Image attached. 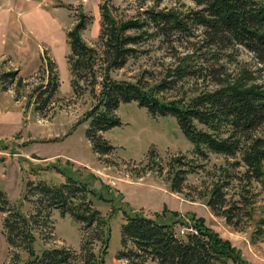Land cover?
<instances>
[{"label":"rangeland","instance_id":"rangeland-1","mask_svg":"<svg viewBox=\"0 0 264 264\" xmlns=\"http://www.w3.org/2000/svg\"><path fill=\"white\" fill-rule=\"evenodd\" d=\"M104 1L118 20L136 16L139 6L154 5L150 0L145 4L142 0H0V147H4L0 149V189L12 208L31 218L36 213V198H25L30 187L40 182L58 187L70 173L88 184L94 191L89 195L94 208L108 219L111 228L106 264H125L116 259L122 249L125 213L140 212L167 223L181 219L190 224L192 219H201L206 227L229 240L244 261L264 264V183L253 181L248 185L240 180L246 169L235 164L239 159L214 153H208L207 158L199 156L176 118L153 116L136 102L121 104L115 112L120 125L100 133L114 147L112 153L100 156L93 150L86 130L91 122L88 114L99 100L85 79L79 81L77 90L72 87L68 32L78 25L80 15L85 16L82 40L100 49ZM180 5L183 10L195 8L192 0H164L160 8ZM201 40L200 32L172 46L159 38L151 40L138 46L137 57L113 71L112 77L117 81H139L146 88L158 85L169 77L180 59L199 57L196 45ZM197 61L202 64L205 60ZM101 63L98 58L96 69ZM212 63L207 65L222 67L233 79L249 73L255 80L259 77L257 83L264 82L254 55L243 48L229 49L219 64ZM47 64H53L59 78V88L52 98L44 95L50 80ZM15 72L14 82L2 80V75ZM181 82L184 87L179 85L159 97L166 101L188 100L216 88L210 77ZM96 90L99 95L101 86ZM39 104L45 105L41 111L37 110ZM190 167L197 169L187 174L182 193L173 191L177 169ZM226 171L233 177L231 186L224 190L228 201L238 202L242 195L250 200V216L241 214L234 226L208 206L213 187L224 181ZM5 217L0 212V264L13 263L15 256L19 264L25 263L28 251L13 248L7 241ZM51 219L50 227L33 229L36 254L62 247L79 253L85 237L82 225L60 210H54Z\"/></svg>","mask_w":264,"mask_h":264},{"label":"trees","instance_id":"trees-1","mask_svg":"<svg viewBox=\"0 0 264 264\" xmlns=\"http://www.w3.org/2000/svg\"><path fill=\"white\" fill-rule=\"evenodd\" d=\"M142 1L145 4L146 0ZM150 1L154 2L152 7L139 6L137 15L128 20L116 19L104 1L107 5L101 7L100 49L90 47L82 40L85 16L80 15L78 25L68 32L72 87L77 90L79 81L85 79L99 100L88 114L91 122L86 130L93 150L100 156L112 153L114 147L100 133L120 125L115 112L121 104L136 102L153 116L176 118L199 156L207 158L208 153H214L239 159L235 164L246 169L240 180L248 185L253 181L264 183V82L257 83L259 77L255 80L249 73L233 79L221 70L222 67L207 65L209 61L219 64L229 49L243 48L254 55L260 65V80L264 78V0H192L195 8L186 10L182 5L160 8L164 0ZM199 32L202 40L196 45V51L204 63L200 64L195 55L184 57L167 79L150 88L139 81H117L112 77L113 71L124 68L130 59L137 57L138 46L158 38L172 46L183 38L197 37ZM98 58L102 63L96 69ZM47 68L50 80L44 95L52 98L59 88V78L54 74L53 64H47ZM14 74L17 75L16 72L4 74L2 80L8 78L14 82ZM207 77L216 88L188 100L185 97L166 101L159 97L165 91L177 88L187 78L205 80ZM98 86H101L99 95ZM182 87L184 84L179 88ZM3 89L8 90L7 85ZM44 104H39L37 110H43ZM196 169L190 167L184 171L178 168L172 190L182 193L187 174ZM224 176V181L213 187L208 206L234 226L241 214L250 216V200L242 195L240 201L230 203L224 190L231 186L233 177L228 171ZM93 192L88 184L71 173L58 187L40 182L30 187L29 196H25L26 199L36 198V213L29 218L12 208L6 193L0 189V212L6 214L7 241L11 247H24L29 253V260L21 264H106L111 228L108 219L94 208L89 198ZM54 210H60L63 215L69 213L82 225L85 237L79 253L64 247L46 249L40 255L34 251L33 229L50 227ZM124 219L122 249L116 259L125 264H249L229 240L222 239L201 219H192L190 224L181 219L167 223L141 212L125 213ZM13 260L11 264H19L18 256Z\"/></svg>","mask_w":264,"mask_h":264}]
</instances>
